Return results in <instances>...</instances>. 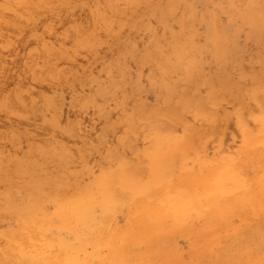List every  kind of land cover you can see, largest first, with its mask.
Listing matches in <instances>:
<instances>
[{
	"label": "rangeland",
	"instance_id": "obj_1",
	"mask_svg": "<svg viewBox=\"0 0 264 264\" xmlns=\"http://www.w3.org/2000/svg\"><path fill=\"white\" fill-rule=\"evenodd\" d=\"M51 1L0 0V264H264V25L229 0H143L111 30L94 0ZM163 25L196 73L145 53ZM87 187L89 213L62 211Z\"/></svg>",
	"mask_w": 264,
	"mask_h": 264
},
{
	"label": "bare ground",
	"instance_id": "obj_2",
	"mask_svg": "<svg viewBox=\"0 0 264 264\" xmlns=\"http://www.w3.org/2000/svg\"><path fill=\"white\" fill-rule=\"evenodd\" d=\"M143 0H94V2L89 6V17H88V21L90 24H94L93 27H95L96 23H98L100 20H104L107 23L110 24V28L112 30L113 27H118L120 24H124L122 23V17L125 20L126 17L131 14L133 11L132 9L134 7H138L140 5V3ZM149 1V0H148ZM147 1V2H148ZM182 1V0H180ZM230 3L235 4L236 5V10L240 13L241 18L245 19L247 22H249L250 25L255 26L256 22L260 23L262 25H264V0H229ZM51 2H55V0H52ZM184 3V1H183ZM146 4V3H145ZM181 4V2H180ZM184 4H188V3H184ZM224 4V2H223ZM177 5H179L177 3ZM191 7V6H190ZM253 7H257V13L256 15H252L251 13V9ZM3 8V7H2ZM186 8V7H184ZM12 8H11V13H12ZM176 10V4H172L170 6V11H175ZM187 10V9H186ZM194 10V9H193ZM197 10V9H196ZM7 11V10H6ZM5 11V12H6ZM184 11V9H183ZM111 12H120L121 15H118L116 17V19L114 20V18L112 16H108V15H112ZM193 12V11H192ZM184 13H187L186 11H184ZM183 13V14H184ZM195 13V12H194ZM13 14H15L13 12ZM185 15V14H184ZM151 16V15H150ZM152 17V16H151ZM195 18V17H194ZM6 20V19H4ZM185 20V18H184ZM188 20V19H187ZM6 23V22H4ZM147 23V22H146ZM128 24V23H127ZM133 24V23H132ZM151 25V24H150ZM140 26V25H139ZM186 28V27H185ZM112 32V31H111ZM184 34V32H180L177 33L175 31H173L172 29H167L165 28V25H163V31H162V35L163 36H158L157 38L155 37L153 40H149L147 42L145 53L150 56L155 58L158 62L164 63V62H169V59H171L172 57H178L175 60V67H184V65H188L191 67L190 70L194 71L195 73L197 72L199 65H200V61L201 58L198 55L199 50L190 47V44H183L181 43L182 41V35ZM212 36V35H211ZM142 37V36H141ZM109 38V37H108ZM212 42L214 43L215 47H213V51L215 52L216 55H223L225 52L227 53L228 51H225V46L223 47L217 40L218 38L212 37L211 38ZM141 44H146L145 42H141ZM187 49V53H190L188 57H185V51ZM222 50V51H221ZM115 57L117 55H114ZM10 59V58H9ZM16 59V58H15ZM11 60V59H10ZM235 63V62H234ZM239 65V64H238ZM128 66V65H127ZM231 69V68H230ZM214 78V77H213ZM216 79H214L215 81ZM163 80H160V82L158 83V85H167L166 91L170 94L173 95L174 92V88L168 84V83H163ZM182 86L181 88H187L190 87L189 82H191V80H183L182 79ZM110 84V83H109ZM105 85V84H104ZM104 85H101L98 88V93L103 95L106 93V88ZM202 85V84H201ZM210 85V84H209ZM218 85V84H217ZM154 86V87H153ZM151 86V91L155 92V85ZM194 87H197L198 92H201V86L199 81L194 82L193 85ZM236 86V85H235ZM206 87V86H205ZM258 90L255 88L252 91V95H256L258 92L257 91H261V93H264V88H260L257 87ZM257 90V91H254ZM109 91V90H108ZM110 93V92H109ZM202 94V92H201ZM201 94H198L195 98L196 101L198 103H201ZM107 95V94H106ZM234 96V95H233ZM187 99L185 97H182V103L183 105H188L189 103L184 100ZM39 101L42 100V98L38 99ZM234 101V100H233ZM257 102L259 100H256ZM244 103V102H243ZM260 103V102H259ZM248 104V103H247ZM262 104V103H261ZM210 105L212 106V108L215 110L217 107V102L214 98H212V100L210 101ZM223 105V104H222ZM224 106V105H223ZM199 112V111H198ZM199 114H202L201 112H199ZM235 115L239 116L240 114L235 111L234 113ZM261 114L263 115L264 113L261 112ZM264 116V115H263ZM37 118V116H35ZM178 117V116H177ZM219 117V116H218ZM202 118V117H201ZM263 118V117H262ZM261 118V119H262ZM3 119V118H2ZM122 119V118H121ZM1 120V119H0ZM181 120V119H180ZM3 122V121H2ZM126 126L122 123V122H118L109 132V134L111 135L112 133H122L124 130H126ZM177 130V129H176ZM220 130V128L218 129V131ZM220 132V131H219ZM201 141V140H200ZM37 142V140H36ZM121 141H119L120 143ZM195 142V141H194ZM185 145V144H184ZM99 146V145H98ZM40 145L37 142L36 146H33L34 151L37 152L36 153V158H41L38 157V153L40 152L39 148ZM170 147V146H169ZM184 147V146H183ZM105 148V146H104ZM200 148V147H199ZM8 150V149H7ZM104 152V151H103ZM165 153V152H163ZM174 154V153H173ZM156 156V154H155ZM176 156V155H175ZM157 157V156H156ZM155 157V158H156ZM113 158L115 160H118V156H113ZM166 158V157H165ZM182 158V157H181ZM160 159V158H158ZM162 159V158H161ZM167 159V158H166ZM147 160V159H146ZM157 160V159H156ZM154 160V161H156ZM160 161V160H158ZM165 161V160H164ZM156 163V162H155ZM154 163V164H155ZM164 164V163H163ZM177 164V162H176ZM161 165V164H160ZM155 166V165H154ZM157 166V165H156ZM196 167V166H195ZM152 169V168H151ZM154 169V168H153ZM248 169V168H247ZM253 172V171H252ZM255 172V171H254ZM146 173V172H145ZM262 173V172H261ZM119 174V173H118ZM118 174H111L108 175V179L103 183L104 188H101V193L104 197H111L110 195L113 194V190L111 189L110 186V180L111 178H117ZM120 175V174H119ZM136 175V174H135ZM131 177V176H130ZM86 179V178H85ZM125 179V178H124ZM130 179V178H129ZM127 178V180H129ZM131 180V179H130ZM139 180V179H138ZM115 182V180H114ZM125 184V183H124ZM123 184V185H124ZM95 186V185H94ZM131 186V185H130ZM100 188V187H99ZM138 188V187H137ZM128 189V188H127ZM130 189V188H129ZM134 189V188H133ZM225 190V189H224ZM93 191V190H92ZM91 191V189L89 187L85 188L84 190H81L79 193H76L73 197H70L66 200L65 205L62 207V211L68 209L67 211H74V212H79L77 211V209H84L83 212L89 213V211L91 210V207L93 206L92 204H89L87 206H80L81 203V197H93V192ZM244 192V191H243ZM96 194H94V197H98L95 196ZM101 195V197H102ZM104 197L102 199H104ZM109 200V199H108ZM107 201V200H105ZM29 202V200H28ZM95 202V201H94ZM104 202V201H103ZM108 202V201H107ZM122 202V201H121ZM157 202V201H156ZM97 203V202H96ZM105 203V202H104ZM32 204V203H31ZM82 205V204H81ZM96 205V204H95ZM110 204H108L109 206ZM107 206V207H108ZM153 207V206H152ZM35 208V207H34ZM172 209V208H171ZM174 209V208H173ZM37 212V211H36ZM69 213V212H68ZM94 213V212H92ZM25 214V213H24ZM29 214V213H28ZM252 214V213H251ZM23 215V214H22ZM257 215V214H256ZM187 217V216H186ZM189 218V217H188ZM26 219V218H25ZM176 220V219H175ZM174 220V222H176ZM57 221H59L57 219ZM190 221V220H189ZM24 223V222H23ZM28 225V224H27ZM235 225V224H234ZM15 228V227H14ZM230 228V227H229ZM234 228V227H233ZM174 232V231H173ZM9 235V234H8ZM66 235V234H65ZM198 243V242H197ZM207 246V245H206ZM42 248V247H41ZM201 248V247H200ZM121 249V248H120ZM189 250V249H188ZM91 258V257H90ZM93 258V257H92ZM202 258V257H201ZM78 259V258H77ZM96 259V258H95ZM109 263V262H108ZM209 263V262H208ZM103 264V263H102Z\"/></svg>",
	"mask_w": 264,
	"mask_h": 264
}]
</instances>
